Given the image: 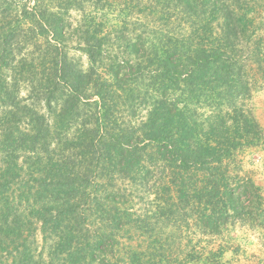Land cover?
<instances>
[{
    "label": "rangeland",
    "instance_id": "obj_1",
    "mask_svg": "<svg viewBox=\"0 0 264 264\" xmlns=\"http://www.w3.org/2000/svg\"><path fill=\"white\" fill-rule=\"evenodd\" d=\"M186 2L0 0V264H264V0ZM197 43L228 59L236 113L260 128L216 176L169 160L151 122L199 128L221 106L152 78L149 56Z\"/></svg>",
    "mask_w": 264,
    "mask_h": 264
},
{
    "label": "trees",
    "instance_id": "obj_2",
    "mask_svg": "<svg viewBox=\"0 0 264 264\" xmlns=\"http://www.w3.org/2000/svg\"><path fill=\"white\" fill-rule=\"evenodd\" d=\"M186 3L187 6H189L191 9L193 7L199 6L198 0H187ZM203 3L207 2L205 1ZM203 3H201V5ZM205 13L206 12L196 11L194 15H196L197 17H202ZM57 25H59V23H57ZM50 27L51 26L48 25L47 29H49V31L53 30L54 32L59 30L60 28V26H57L55 29H50ZM14 32L15 30L9 29L5 33L4 29H1V33L6 37L11 36L12 34L14 36ZM177 48V45H174V52H172V50L171 53H168L167 55H165V53L161 60L153 59L155 55L151 57L149 56L147 58L149 66H155L157 68L156 73L158 74H155L154 76L152 75V78L160 79L162 82H164V85L168 84L167 88L165 89L166 93L170 88L181 87V85L183 84L187 87L188 91L183 94L181 93L182 95L179 96L183 97V95L186 96L188 93H190V100H195V98H197L200 105H203V102L208 104L211 101H215L216 103H218L217 105L221 106L218 108L217 106L212 107L214 111L212 113V116L206 117L201 122L203 125H201L199 128L194 123L192 129H190L191 120L186 117L177 119L179 115L176 116L174 111L169 112L167 115H165L164 118L163 115L161 116V118L153 117L151 119V122L154 121L157 125L164 123L167 129H164V131L162 132H164L165 134L167 133V136L173 135V144L175 142L178 144L176 146H165V154L169 160L175 162V164L178 163L179 165H181V168H185L186 172L189 174L190 171H192V169H194L196 166H203L207 168V171H209L211 175L216 176V166L223 165L224 160L230 157L234 151L241 149L243 145H248L250 133L254 132L253 127L257 130L260 128L256 122H254L253 120H251V122L250 119L244 114V112L240 114L236 113V102L233 101L232 98V95L235 93V91H233L231 87H229L228 83L230 78V67L227 63L228 59L223 60V54L219 55V53H217L218 49L213 48L211 53H209L204 49V46L201 43H197V47L195 49L196 52L193 56L182 57L180 56L181 51H179ZM122 66L124 67V63ZM120 67L121 66H119L118 68ZM234 69L237 72H240L238 65H236ZM81 77H79V79ZM117 78L118 73L117 75H115V80ZM79 79H77V77H74L73 80L76 82V85L73 89H71V98H66V105H68L70 101H74L75 99H78L80 97L81 92L80 88L77 85V81H79ZM172 91L173 90L170 89V92ZM193 94H196L198 96H195ZM98 96L104 102L108 100V95L104 90L102 92L98 91ZM228 104L230 105L228 113H224L222 116L215 115V111L223 113L221 107L227 106ZM166 105L167 107H169V109L175 110L177 108L175 107V103ZM186 107H189V105L186 104ZM232 114H234L233 117L231 116L230 119H228L227 117ZM165 122H169L168 126ZM174 124H176L177 126L176 130L174 131L177 132V135L171 133ZM38 126L43 128L45 125L40 124ZM184 126H186V130H181V128ZM150 129L151 128H149V132L147 133L151 134L150 140L157 141L162 139L163 135L161 133H157L159 129H157L156 131ZM192 132L194 134L197 132V137L194 136V140L187 147V150H185L184 145H180L181 142L177 139H181V137L184 139L189 138V135ZM204 134L207 135L205 136L204 141H202ZM79 139L80 138H77L76 140ZM120 148L122 149V147ZM184 150L187 151V154H185ZM135 160L136 156L131 159V161ZM7 171H10V169H7ZM8 174H10V172ZM183 187L187 188V186ZM42 189L45 191L46 188ZM61 222L62 221L60 220L58 221V227L62 225ZM210 223H213V220H211ZM68 231L71 235L66 238L72 239L73 235L71 233V230L67 229L66 232ZM80 244L84 246L85 242L82 241V243ZM27 260L28 259H26V256L24 257V259H21L22 262H27ZM14 264H18V261H14Z\"/></svg>",
    "mask_w": 264,
    "mask_h": 264
}]
</instances>
